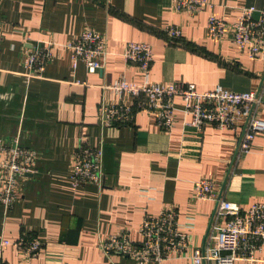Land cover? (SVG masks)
Masks as SVG:
<instances>
[{"label":"crops","instance_id":"obj_1","mask_svg":"<svg viewBox=\"0 0 264 264\" xmlns=\"http://www.w3.org/2000/svg\"><path fill=\"white\" fill-rule=\"evenodd\" d=\"M195 15L174 8L172 0H0V142L34 152V168L17 179L13 203L0 204V242L22 235L38 237L43 247L26 263L12 245L3 249L7 264H140L130 257L105 255L98 247L111 233L127 229L140 241L143 216L174 207L177 222L192 242L204 246L215 202L193 198L194 182L207 178L217 192L242 207L264 200V132L251 149L237 154L243 127L217 128L187 124L182 99L173 100L174 123L162 128L156 115L134 114L130 124L101 126V105L130 103L105 85L124 79L138 83L137 64L123 57L128 41L149 43L151 82H191L198 91L220 85L233 91H259L257 110L264 119V61L256 60L231 41L207 32L210 15L234 21L239 9L264 0H206ZM176 26L170 41L165 28ZM90 28L104 35L102 69L71 65L66 42ZM51 41L52 59L42 78L25 81L22 51ZM86 142L102 150L100 184L73 185L72 152L80 127ZM2 181L0 180V186ZM191 219L193 227H185ZM264 261V245L256 253ZM144 264H190L172 258Z\"/></svg>","mask_w":264,"mask_h":264},{"label":"built area","instance_id":"obj_2","mask_svg":"<svg viewBox=\"0 0 264 264\" xmlns=\"http://www.w3.org/2000/svg\"><path fill=\"white\" fill-rule=\"evenodd\" d=\"M174 8L195 15L207 5L206 0H172ZM207 32L213 38H221L230 31L231 41L250 58L264 61V8L254 5L239 9L234 21L210 15ZM176 26L165 28L168 40L180 37ZM51 41H39L22 51L21 65L25 81L42 78L46 64L52 59ZM71 53V65L82 62L87 71L102 69L106 57V41L103 34L90 28L66 42ZM128 63L137 64L143 79L138 83L124 79L105 85L116 94L128 95L132 102L101 105V126L130 124L134 114L147 111L156 115L158 124L169 130L174 123L173 100L179 96L190 115L187 123L196 128L210 124L217 128L243 127L237 154L251 149V142L259 132H264V119L258 113L261 103L259 91H233L220 85L211 90L198 91L191 82H151L149 71L152 63V47L149 43L128 41L123 50ZM83 126L80 127L79 144L72 152L70 179L73 185L100 184L102 180V150L86 142ZM34 168V152L20 146L18 138L12 144L0 142V204L8 208L16 198L17 179ZM193 198H207L215 202V211L205 235L204 246L194 245L190 233L177 222L178 212L174 207L164 208L157 215L145 214L139 226L140 241L130 240L127 229L102 238L99 249L107 256L117 254L130 257L140 264L172 258H187L190 264H256L261 261L256 253L264 245V200L247 207L224 198L217 192L211 179L194 182ZM185 227H193L189 219ZM12 245L21 260L29 263L38 256L43 244L34 236L22 235L15 241L0 242V264H7L3 249ZM264 264V261H262Z\"/></svg>","mask_w":264,"mask_h":264},{"label":"water","instance_id":"obj_3","mask_svg":"<svg viewBox=\"0 0 264 264\" xmlns=\"http://www.w3.org/2000/svg\"><path fill=\"white\" fill-rule=\"evenodd\" d=\"M27 174H28V173H27ZM27 174H26V175H27Z\"/></svg>","mask_w":264,"mask_h":264}]
</instances>
